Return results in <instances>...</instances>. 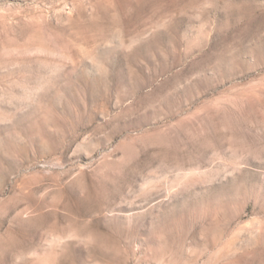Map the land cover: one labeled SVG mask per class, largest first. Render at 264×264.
I'll use <instances>...</instances> for the list:
<instances>
[{
	"label": "rangeland",
	"instance_id": "1",
	"mask_svg": "<svg viewBox=\"0 0 264 264\" xmlns=\"http://www.w3.org/2000/svg\"><path fill=\"white\" fill-rule=\"evenodd\" d=\"M0 264H264V0H0Z\"/></svg>",
	"mask_w": 264,
	"mask_h": 264
}]
</instances>
